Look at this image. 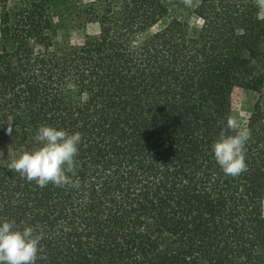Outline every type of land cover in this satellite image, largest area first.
I'll use <instances>...</instances> for the list:
<instances>
[{
    "label": "trees",
    "instance_id": "obj_1",
    "mask_svg": "<svg viewBox=\"0 0 264 264\" xmlns=\"http://www.w3.org/2000/svg\"><path fill=\"white\" fill-rule=\"evenodd\" d=\"M114 0L99 35L56 48L46 3L0 22V221L42 236L36 264H264V17L256 0ZM160 23L164 27L153 31ZM244 81L259 98L246 171L211 145ZM8 117H12L11 134ZM42 125L79 132L78 187L9 163Z\"/></svg>",
    "mask_w": 264,
    "mask_h": 264
},
{
    "label": "clouds",
    "instance_id": "obj_2",
    "mask_svg": "<svg viewBox=\"0 0 264 264\" xmlns=\"http://www.w3.org/2000/svg\"><path fill=\"white\" fill-rule=\"evenodd\" d=\"M8 121L7 131L11 134L12 117H8ZM226 128L235 134L225 135L222 131L219 139L211 145V151L223 173L235 177L247 169L244 148L251 133L231 118L227 119ZM35 139L41 146L20 154L9 163L8 169L19 173L29 182L35 181L41 188L49 183L58 187H78L79 181L66 173L73 168L82 140L81 134H69L63 129L42 125ZM41 238L31 226L18 229L15 221H0V264H36Z\"/></svg>",
    "mask_w": 264,
    "mask_h": 264
},
{
    "label": "rangeland",
    "instance_id": "obj_3",
    "mask_svg": "<svg viewBox=\"0 0 264 264\" xmlns=\"http://www.w3.org/2000/svg\"><path fill=\"white\" fill-rule=\"evenodd\" d=\"M106 1L108 0H0V22L7 13L14 17L18 10L33 3L43 2L49 6L52 20L50 34L54 47L81 45L86 36H97L100 32L97 24H86V10L93 5L102 7ZM256 5L260 15L264 17V0H256ZM164 25L165 23H160L153 31L163 28ZM258 98V92L250 88L246 82H239L232 94L231 119L236 120L239 126H245Z\"/></svg>",
    "mask_w": 264,
    "mask_h": 264
}]
</instances>
